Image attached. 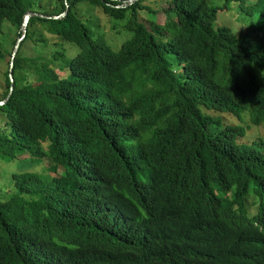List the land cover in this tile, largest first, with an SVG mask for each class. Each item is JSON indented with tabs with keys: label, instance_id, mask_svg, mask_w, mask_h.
<instances>
[{
	"label": "trees",
	"instance_id": "trees-1",
	"mask_svg": "<svg viewBox=\"0 0 264 264\" xmlns=\"http://www.w3.org/2000/svg\"><path fill=\"white\" fill-rule=\"evenodd\" d=\"M129 1L0 0V35L44 15L12 72L0 43V160H49L0 188V264H264V140L209 112L264 125V27L215 30L234 0Z\"/></svg>",
	"mask_w": 264,
	"mask_h": 264
},
{
	"label": "rangeland",
	"instance_id": "rangeland-1",
	"mask_svg": "<svg viewBox=\"0 0 264 264\" xmlns=\"http://www.w3.org/2000/svg\"><path fill=\"white\" fill-rule=\"evenodd\" d=\"M210 6H222L226 4L227 0H206ZM253 0H245L241 3L240 0H234L229 2L227 8L224 11H220L218 14V19L214 23V29L218 30L221 27L230 28L233 33L239 34L242 30L254 27H264V14L261 8H255L250 11L249 7L252 5ZM150 4L155 10L159 9L161 6H165L167 1L165 0H148L146 2ZM162 4V5H161ZM79 13L82 17H87L90 22L96 26V31L105 35V37L110 38L115 45H118L122 41V37L116 36V31L111 30V23L105 20L104 15L95 8H90L87 3L81 5L79 8ZM154 10V11H155ZM141 19H146L147 21L154 22L155 14L154 12L147 11L142 13ZM165 15L157 14L156 21L164 22ZM105 25V26H104ZM38 31V29H36ZM18 33L16 27H13L9 23L4 24V33L0 35V43L2 47L7 52H12L15 40L18 39ZM106 39V38H105ZM44 49L41 45L35 44L31 41H27L23 44L21 48V53L23 56H36L41 55ZM7 70V63L0 62V95L4 91V81L3 75ZM210 115L220 120L222 124L221 127L233 126L237 129H242L245 136L240 139V142L245 144H252L253 142H258L264 140V125L256 126L249 122V112L244 111L242 117H237L235 115H229V113H215L209 111ZM46 150V146L44 145ZM49 161V160H48ZM47 160L38 164L36 162L30 161L28 159H17L12 162H5L0 160V188L3 192H8L12 189L11 175L13 172H30V173H43V167L46 166Z\"/></svg>",
	"mask_w": 264,
	"mask_h": 264
},
{
	"label": "water",
	"instance_id": "water-1",
	"mask_svg": "<svg viewBox=\"0 0 264 264\" xmlns=\"http://www.w3.org/2000/svg\"><path fill=\"white\" fill-rule=\"evenodd\" d=\"M141 0H130L129 2H127V5H132L134 3H137ZM66 14V11L59 15V16H46V17H52V19H60V17H62L63 15ZM35 15H39V16H44L43 14H39L37 12H33V11H27L24 16H23V23L21 25V37L18 39L14 49H13V53H12V57H11V63H10V72H12V68L14 66V60L19 52L20 46H21V42L24 40L25 36H26V28H27V24L30 20L31 16H35ZM10 78H11V83H13L12 80V74H10ZM11 91H12V87H11ZM8 99L4 100L3 102H0V105L4 104L5 102H7Z\"/></svg>",
	"mask_w": 264,
	"mask_h": 264
},
{
	"label": "clouds",
	"instance_id": "clouds-1",
	"mask_svg": "<svg viewBox=\"0 0 264 264\" xmlns=\"http://www.w3.org/2000/svg\"><path fill=\"white\" fill-rule=\"evenodd\" d=\"M261 76L264 77V71L261 72Z\"/></svg>",
	"mask_w": 264,
	"mask_h": 264
}]
</instances>
